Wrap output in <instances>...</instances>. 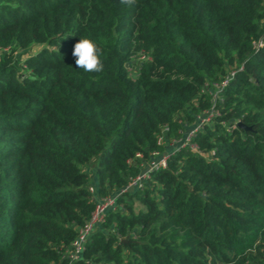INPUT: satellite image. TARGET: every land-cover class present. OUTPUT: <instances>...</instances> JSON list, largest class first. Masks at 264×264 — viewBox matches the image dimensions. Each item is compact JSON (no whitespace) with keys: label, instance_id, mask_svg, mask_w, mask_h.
<instances>
[{"label":"trees","instance_id":"16d2710c","mask_svg":"<svg viewBox=\"0 0 264 264\" xmlns=\"http://www.w3.org/2000/svg\"><path fill=\"white\" fill-rule=\"evenodd\" d=\"M0 264H264V0H0Z\"/></svg>","mask_w":264,"mask_h":264},{"label":"built area","instance_id":"2783aa9c","mask_svg":"<svg viewBox=\"0 0 264 264\" xmlns=\"http://www.w3.org/2000/svg\"><path fill=\"white\" fill-rule=\"evenodd\" d=\"M223 84V82L220 84H214L212 87L218 90L221 86H223ZM213 96H216V93ZM213 115L214 113L211 110L209 112H206L203 116L197 117L196 126L183 138L181 145L187 144L189 139L192 138L194 132L200 129L203 124L208 123ZM161 143L162 140L159 138L157 140V144L160 145ZM135 158L140 161L139 167L141 168V172L134 178L130 179L127 186L119 190L116 194L100 197L96 194L95 187L90 185L89 193L92 200L94 201V208L89 219L78 230L76 238L70 244L69 249L66 252L65 257L68 259L69 263H72L80 258L84 249V245L90 238V235L92 234L95 226L104 221L105 216L109 211H115L119 208L117 197L122 192H125L127 190L142 189L144 183L149 179L150 172L166 168L168 161L167 154L160 153L156 150L149 153L147 160H143V157L140 153H137L135 155Z\"/></svg>","mask_w":264,"mask_h":264},{"label":"clouds","instance_id":"9594fccd","mask_svg":"<svg viewBox=\"0 0 264 264\" xmlns=\"http://www.w3.org/2000/svg\"><path fill=\"white\" fill-rule=\"evenodd\" d=\"M120 3L131 7L136 0H120ZM102 53L103 50L96 40L84 37L74 45L72 55L76 58V65L85 72L101 73L104 70Z\"/></svg>","mask_w":264,"mask_h":264},{"label":"rangeland","instance_id":"374dc122","mask_svg":"<svg viewBox=\"0 0 264 264\" xmlns=\"http://www.w3.org/2000/svg\"><path fill=\"white\" fill-rule=\"evenodd\" d=\"M129 72L131 73V76H132V77H135V74H136V67H135V65H134L133 63L129 65ZM195 126H196V124L193 125L192 127H187V129H186L185 132H184V137H185L188 133H190V131H192V129H193ZM182 133H183V132H182ZM182 139H183V138H182ZM176 143H178V141H175V142H169L168 144H165V146H168L166 149H167V151H168L169 153L172 152L174 148H176ZM169 146H170V147H169ZM90 169H93L92 166H91Z\"/></svg>","mask_w":264,"mask_h":264},{"label":"crops","instance_id":"0c3cea01","mask_svg":"<svg viewBox=\"0 0 264 264\" xmlns=\"http://www.w3.org/2000/svg\"><path fill=\"white\" fill-rule=\"evenodd\" d=\"M94 166V165H93ZM93 166H92V168H93Z\"/></svg>","mask_w":264,"mask_h":264}]
</instances>
